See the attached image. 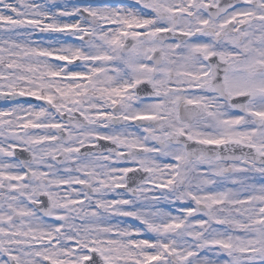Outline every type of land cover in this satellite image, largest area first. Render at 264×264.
Returning a JSON list of instances; mask_svg holds the SVG:
<instances>
[{
  "label": "snow or ice",
  "instance_id": "1",
  "mask_svg": "<svg viewBox=\"0 0 264 264\" xmlns=\"http://www.w3.org/2000/svg\"><path fill=\"white\" fill-rule=\"evenodd\" d=\"M0 101V264H264V0H0Z\"/></svg>",
  "mask_w": 264,
  "mask_h": 264
},
{
  "label": "flooded vegetation",
  "instance_id": "2",
  "mask_svg": "<svg viewBox=\"0 0 264 264\" xmlns=\"http://www.w3.org/2000/svg\"><path fill=\"white\" fill-rule=\"evenodd\" d=\"M74 2L73 3H78V2H80V0H73ZM126 2H130V0H127ZM223 2H226V0H223ZM64 39H68L69 40V42H72L71 41V38H69V37H64ZM22 100L23 99H27L29 102H31V103H38L37 101H35L34 100V98H21ZM7 105L4 103V102H2V101H0V107H6Z\"/></svg>",
  "mask_w": 264,
  "mask_h": 264
},
{
  "label": "rangeland",
  "instance_id": "3",
  "mask_svg": "<svg viewBox=\"0 0 264 264\" xmlns=\"http://www.w3.org/2000/svg\"><path fill=\"white\" fill-rule=\"evenodd\" d=\"M58 2H63V0H58ZM73 2H74L73 0H69V3H73Z\"/></svg>",
  "mask_w": 264,
  "mask_h": 264
}]
</instances>
